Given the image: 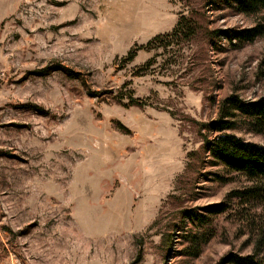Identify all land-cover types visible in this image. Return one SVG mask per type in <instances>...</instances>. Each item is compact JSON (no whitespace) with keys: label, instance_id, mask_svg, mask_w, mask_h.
Listing matches in <instances>:
<instances>
[{"label":"rangeland","instance_id":"rangeland-1","mask_svg":"<svg viewBox=\"0 0 264 264\" xmlns=\"http://www.w3.org/2000/svg\"><path fill=\"white\" fill-rule=\"evenodd\" d=\"M222 1L0 0V264H218L252 252L229 215L197 257L185 239V211L245 184L211 175L206 126L231 95L264 98V36L207 37L255 24ZM182 18L196 36L146 47Z\"/></svg>","mask_w":264,"mask_h":264},{"label":"trees","instance_id":"trees-1","mask_svg":"<svg viewBox=\"0 0 264 264\" xmlns=\"http://www.w3.org/2000/svg\"><path fill=\"white\" fill-rule=\"evenodd\" d=\"M221 3H226L236 14L253 16L256 20L254 26L232 31L233 33L223 30L208 31L207 37L211 45L218 47L216 41L224 38L231 45L236 41L240 46H244L264 36V0H224ZM198 25L182 18L171 34L156 36L146 47L183 33L191 37L196 36ZM133 56L134 54L130 55L131 58ZM258 70L264 78V53ZM68 73L76 77L71 71ZM206 127L215 136L205 141L204 150L210 157V166L219 169L211 175L224 184L236 178L245 179V184L232 190L224 202L210 206L204 212L185 211L186 219L194 227L185 236L191 245L189 253L197 257L202 247L214 236L213 220L222 215H229L248 228V232L242 235H249L247 243L252 244V252L246 255L231 252L218 264H264V145L248 142L232 133L247 128L249 132L264 135V98L246 101L237 95H231L222 101L218 118ZM231 175L235 177L231 178Z\"/></svg>","mask_w":264,"mask_h":264},{"label":"bare ground","instance_id":"bare-ground-1","mask_svg":"<svg viewBox=\"0 0 264 264\" xmlns=\"http://www.w3.org/2000/svg\"><path fill=\"white\" fill-rule=\"evenodd\" d=\"M131 7H132V8H131ZM131 7H129V8H131L130 10H131V11H135V10H134V4H132Z\"/></svg>","mask_w":264,"mask_h":264}]
</instances>
